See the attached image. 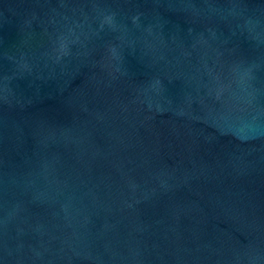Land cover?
Returning <instances> with one entry per match:
<instances>
[{"label":"water","instance_id":"water-1","mask_svg":"<svg viewBox=\"0 0 264 264\" xmlns=\"http://www.w3.org/2000/svg\"><path fill=\"white\" fill-rule=\"evenodd\" d=\"M0 264H264V0H0Z\"/></svg>","mask_w":264,"mask_h":264}]
</instances>
